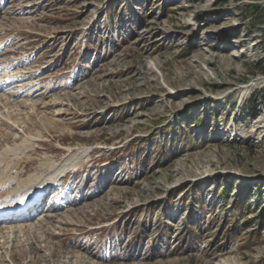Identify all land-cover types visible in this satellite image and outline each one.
Masks as SVG:
<instances>
[{"label": "rangeland", "instance_id": "1", "mask_svg": "<svg viewBox=\"0 0 264 264\" xmlns=\"http://www.w3.org/2000/svg\"><path fill=\"white\" fill-rule=\"evenodd\" d=\"M0 158V264H264V0H0Z\"/></svg>", "mask_w": 264, "mask_h": 264}, {"label": "bare ground", "instance_id": "2", "mask_svg": "<svg viewBox=\"0 0 264 264\" xmlns=\"http://www.w3.org/2000/svg\"><path fill=\"white\" fill-rule=\"evenodd\" d=\"M19 92V91H18ZM1 159V158H0ZM90 163V162H89ZM98 163V161H93V166L94 165H96ZM87 165V163L86 164H83L82 165V169L85 167ZM70 166H72V165H70ZM27 166H25V169H27L26 168ZM73 167V166H72ZM2 168V167H1ZM4 169V168H3ZM3 172V171H2ZM57 172V171H56ZM65 172H67V170L66 169H64L63 171H62V174H64ZM18 175H20V176H22L23 174H22V172L21 173H17V176ZM4 176V175H3ZM40 183V182H39ZM1 184L2 185H5V184H8L7 182H5V181H2L1 182ZM43 186H46V184L44 183V184H42ZM36 188H39V186H36V185H34L32 188H30V189H28V192L27 193H29V192H31L30 190H33V189H36ZM26 193V194H27ZM24 196V195H23ZM19 194H17V195H13L12 197H10V198H7L6 200H4V201H2V202H0V204L1 203H3V204H9V205H14L15 203H17L18 201H19ZM26 196H24L22 199H24ZM12 221V223L11 224H13L14 223V220H11ZM8 222L10 223V221H3V222H1L3 225H7L8 224Z\"/></svg>", "mask_w": 264, "mask_h": 264}]
</instances>
